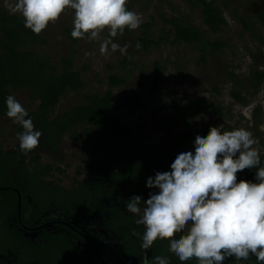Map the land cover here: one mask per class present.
Masks as SVG:
<instances>
[{
	"label": "trees",
	"instance_id": "trees-1",
	"mask_svg": "<svg viewBox=\"0 0 264 264\" xmlns=\"http://www.w3.org/2000/svg\"><path fill=\"white\" fill-rule=\"evenodd\" d=\"M186 1L193 9H200L204 25L212 33H218L226 26L227 21L223 11L216 5L217 0ZM248 1L260 5L257 19L264 26V0ZM235 18L246 31L254 29L250 18L243 16H235ZM162 21L172 28L174 43L202 46L204 51L207 48L220 51L227 47L226 43L208 41L197 27L187 25L179 18L162 17ZM71 31L72 29H66L65 33L72 46H75L81 39H72ZM139 43L144 52L149 51L151 47L159 46V42L148 39L147 33H144ZM46 45L45 30L40 35L34 34L24 27V18L20 14H11L0 7V118H8L6 98L9 95L13 96L14 91H28L31 101L39 103L35 111L28 113L36 129L43 134L41 147L57 150L64 136L68 134L73 141H77L79 140L76 134L77 128L85 127V141L104 160L114 181L126 190V201L133 195H141L147 199L148 193L154 190L145 186L146 179L153 176L156 171H170V164L178 153L194 151L193 143L196 135L192 124L187 121L184 129L173 138L170 136V130H167L168 134L159 142L144 135L143 128L139 124L133 128L125 127L119 118L120 110L125 108L129 115L138 116L145 107V100L139 93L131 92L126 106L116 105L112 89L124 86L127 80L126 77L119 75L109 76L110 89L103 95H84L83 105L75 106L52 117V110L57 107L63 95L68 91L79 93L84 89L85 84L81 73L74 69L76 51L73 50L69 57L63 58L60 64H56L49 56L38 51L39 47ZM206 62V54H203L200 63ZM124 64L129 65L128 61ZM251 77L256 88L264 84V71L254 69ZM156 86L157 83L154 90ZM233 97L239 102L243 101L238 94L234 93ZM185 109L189 118L209 110L217 113L213 105L205 100L190 102L185 105ZM233 129L228 127L224 130ZM19 130L21 132L22 128L19 127ZM24 153L19 150L17 153L6 154L0 145V254H6L9 249L14 253L17 252L20 264H78L76 252L64 237L52 236L47 242L36 245L22 236L14 224L10 225L8 219L17 217L20 196L26 211H32L29 217L32 222L53 204L70 212L71 215H76L79 211L72 207L80 205L81 202L90 206L92 210L97 209L107 214L110 221L107 223L108 227L118 234L125 237L129 232L137 233L138 235L135 236L142 240L145 229L138 226L129 213L111 202L100 188L91 192L90 201L87 191L83 188H80L75 196L66 194L64 189L54 187L53 183L43 180L52 172L51 167L38 163V166L29 170L25 166H20L19 161ZM259 167H264V155H261ZM256 170L253 168L238 172V182L240 179L254 180ZM190 225L191 222L188 227ZM187 230L186 227L181 234H186ZM181 234L174 238H179ZM132 248L133 245H125L126 251ZM130 252L135 255L141 253L139 250ZM155 256H166L169 264H198L195 257L186 262L179 261L175 254L169 251L168 240L158 239L154 242L150 256L146 259L149 264H152ZM224 264H258V262L255 257H251L239 262L234 259L226 260Z\"/></svg>",
	"mask_w": 264,
	"mask_h": 264
},
{
	"label": "rangeland",
	"instance_id": "rangeland-1",
	"mask_svg": "<svg viewBox=\"0 0 264 264\" xmlns=\"http://www.w3.org/2000/svg\"><path fill=\"white\" fill-rule=\"evenodd\" d=\"M14 4L15 0H0V7L11 14L8 6ZM216 5L223 11L227 24L220 32L212 33L204 25L200 9H193L186 0H128L126 7L141 13L144 22L138 30L126 28L123 35L114 38L121 46L130 45L125 55L117 51L107 57L101 55L99 41L81 39L72 46L65 30L73 29L74 10L67 8L58 21L45 29L47 45L39 47L38 51L60 64L75 50L74 69L81 73L85 87L79 93L68 91L63 95L52 110V117L83 105L84 95H103L110 89L109 76L119 75L127 80L124 86L112 89L116 105L126 106L131 92L139 93L145 100V107L138 116L129 115L125 108L120 110L119 118L125 127L133 128L139 124L143 134L155 142L162 140L168 134L167 130H170L171 138L175 137L187 121L192 124L195 135H206L210 126L221 124L223 130L242 127L253 133L258 141L254 147L264 155V84L256 88L251 77L254 69L264 71V26L257 19L260 5L248 0H217ZM235 16L250 18L254 29L246 31ZM162 17L179 18L185 24L197 27L208 41L226 43L227 47L220 51L212 48L204 51L202 46L174 43V32L163 23ZM144 33L148 34L149 40L159 42V46L151 47L147 52L141 46L137 49ZM107 35L105 29L102 36ZM203 54H206V63H200ZM234 93L243 101H237ZM13 96L28 111H34L39 105L31 101L28 91H14ZM199 100L208 101L217 113L209 110L189 118L185 105ZM17 125L11 119H0V141L5 150L18 147V142L13 140L15 137L12 139L11 136L17 133ZM85 130V127L77 128V141L66 135L54 153L36 151L35 154L41 157L39 164L59 167L65 173L61 182L67 188L73 184L72 178H95L96 182L108 186L112 194H117L118 197L113 199L124 204L126 190L115 184L104 160L85 141ZM90 227L92 232L100 229L98 223ZM106 235L114 237L109 231ZM118 248L122 249V246ZM13 260V254H9L0 257V264H12ZM130 260L141 264L139 259ZM82 264L97 263L91 257H84ZM128 264H132L131 261Z\"/></svg>",
	"mask_w": 264,
	"mask_h": 264
},
{
	"label": "clouds",
	"instance_id": "clouds-1",
	"mask_svg": "<svg viewBox=\"0 0 264 264\" xmlns=\"http://www.w3.org/2000/svg\"><path fill=\"white\" fill-rule=\"evenodd\" d=\"M127 3L15 0L8 7L36 35L58 21L67 8L73 9L72 39L99 41V51L107 57L117 51L125 55L130 45L121 46L114 38L126 28L138 30L144 22L143 15L129 10ZM105 29L108 35L103 37ZM6 107L7 117L23 129L17 133L19 149L28 153L37 148L43 134L36 130L28 111L12 95L6 98ZM223 128V124L210 126L206 135H196L194 151L178 153L170 171L149 176L145 186L154 191L147 199L133 195L126 201L134 222L145 229L140 247L146 252L159 239L169 241V251L181 262L195 257L198 264H224L255 257L258 264H264V167H259L261 152L254 147L258 141L248 129ZM253 168L257 169L254 180L238 182V172ZM186 227V234H181ZM143 264L149 262L145 259ZM152 264H169V260L155 256Z\"/></svg>",
	"mask_w": 264,
	"mask_h": 264
},
{
	"label": "flooded vegetation",
	"instance_id": "flooded-vegetation-1",
	"mask_svg": "<svg viewBox=\"0 0 264 264\" xmlns=\"http://www.w3.org/2000/svg\"><path fill=\"white\" fill-rule=\"evenodd\" d=\"M36 110V109H35ZM34 110V111H35ZM28 111V110H27ZM33 112V111H29ZM6 119V118H0ZM9 119V118H7ZM52 119V117H51ZM19 124L16 126L17 133L20 132ZM22 128V127H21ZM36 128V127H35ZM37 130V129H36ZM23 131V129H22ZM16 134H12V139L15 137V141L18 142L17 148H7L5 150L3 142L0 141V145L2 146L3 152L6 154L8 153H17L19 149V141ZM65 137V136H64ZM64 139V138H63ZM42 141V137L40 138V144ZM39 146L34 150L24 153L19 161L20 166H25L27 169L31 170L32 167L38 166V163L41 161V157L36 155V151L39 150H46L51 153L56 152L57 150H52L46 147ZM62 144V143H61ZM61 146V145H60ZM27 159V161H25ZM36 160L39 162H33L32 160ZM51 167L52 172L45 177L43 180L45 182L53 183L54 187L64 189L66 194H71L73 196L76 195V192L83 188L87 191L89 201L91 192L100 188L108 197V199L115 203L118 208L123 210L126 213H129L126 210L125 203L121 201L118 203L114 198L117 196L116 193H111L108 186L103 185L101 182H96L95 178H72V185L70 188H67L65 185L62 184L61 176H64L65 173L55 165H48ZM115 184L118 185L120 188L121 185L115 181ZM118 197V196H117ZM80 205L76 207H72V209L79 211L76 215H71L70 212H67L63 209L55 207V205H51V208L44 211L42 214L37 216L35 221H30V212L26 211L25 205L22 203L21 196L19 197L18 202V213L17 217L9 218L10 225L14 224L16 229L21 233L22 236L27 238L28 240L34 242L36 245L39 243H45L48 239L52 238V236H62L66 239L67 243L72 247V249L76 252L78 257V264H82L84 257H91L93 261L97 264H128L131 261L132 264H135L134 261L131 259H139L141 260V264H143L144 260L149 258L150 250L147 252L140 247L141 241L132 233L129 232L122 236V234H118L115 230L108 227V220L109 216L107 214H103L102 211L97 209H90L84 203L82 204L79 202ZM133 219L135 217L133 214L129 213ZM79 215V217H77ZM113 220V219H112ZM98 223L100 225V229L97 231L92 232L91 224ZM9 225V226H10ZM119 225V224H118ZM144 228L142 225H138ZM121 229V224L119 226ZM106 231L112 232L114 237L109 238L106 235ZM107 236V237H106ZM73 239V241H72ZM130 244L133 245L131 250L126 251L125 245ZM122 246V249L118 248ZM120 249V250H117ZM139 250L141 253L139 255H135L130 251ZM9 254H13L14 260L12 264H20L19 262V255L18 253H14L12 250H8L6 254H0V257L8 256ZM129 259V260H128ZM34 264V263H30ZM36 264V263H35Z\"/></svg>",
	"mask_w": 264,
	"mask_h": 264
}]
</instances>
